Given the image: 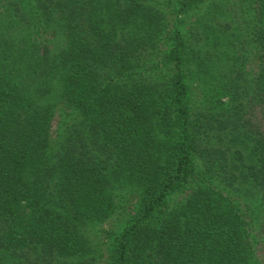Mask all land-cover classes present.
I'll list each match as a JSON object with an SVG mask.
<instances>
[{"label": "trees", "instance_id": "16d2710c", "mask_svg": "<svg viewBox=\"0 0 264 264\" xmlns=\"http://www.w3.org/2000/svg\"><path fill=\"white\" fill-rule=\"evenodd\" d=\"M229 3L0 0V264H264V0Z\"/></svg>", "mask_w": 264, "mask_h": 264}, {"label": "rangeland", "instance_id": "374dc122", "mask_svg": "<svg viewBox=\"0 0 264 264\" xmlns=\"http://www.w3.org/2000/svg\"><path fill=\"white\" fill-rule=\"evenodd\" d=\"M235 3V4H234ZM239 3H240V0H232V3H229V7H231V5H232V7H233V4H234V9H237V11H239L240 9H239ZM193 18V17H192ZM191 19V17L189 18V20ZM189 20H187V22L189 21ZM167 52H168V45L167 46H162L161 48H160V51L155 55L156 56V58L157 59H162V58H165V56L167 55ZM155 58V57H154ZM156 58H155V60H156ZM56 124V122L54 123V125ZM55 127V126H54ZM54 130H55V128H54ZM116 218H118L119 220H120V222H123V219H124V217L123 216H119V217H117V216H114L112 219L110 218V219H108L105 223H103V224H101V225H98L97 227H95V228H98V227H100V226H103V228H106V229H111L112 227H113V222L115 221V219ZM125 223H123L122 224V226L124 225ZM121 226V227H122ZM92 232H90V236H91V238L93 239V240H95V241H100L99 240V238L98 237H96V231L95 230H91ZM100 233H102V232H100ZM105 235V234H104ZM101 236L103 237V234H101ZM103 243V242H102ZM103 248L104 249H106V245L105 244H103ZM98 264H107V260H106V256L102 259V260H100V261H98Z\"/></svg>", "mask_w": 264, "mask_h": 264}]
</instances>
